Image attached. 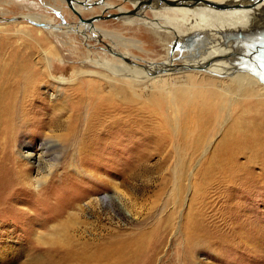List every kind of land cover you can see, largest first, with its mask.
Returning a JSON list of instances; mask_svg holds the SVG:
<instances>
[{
    "label": "rangeland",
    "instance_id": "374dc122",
    "mask_svg": "<svg viewBox=\"0 0 264 264\" xmlns=\"http://www.w3.org/2000/svg\"><path fill=\"white\" fill-rule=\"evenodd\" d=\"M47 2L56 8L47 9ZM122 3L125 10L133 8L131 3ZM93 7L82 10V16L118 12ZM56 11L71 26L79 23L62 0H0V19L10 20L0 22L3 78L23 84L32 81L29 89L33 91L28 93L25 110L35 119L17 134L14 129L4 132L0 125V264H264V187L231 194L237 203L233 211H241L245 222L253 225L254 231H246L251 237L248 240L246 234H237L239 228L229 220L233 213L223 206L222 192L235 184L223 182L214 189L219 179H211L209 174L211 154L219 147L225 128L241 112L236 109L224 128L203 146L211 148L202 149L185 177L179 165L193 157V148L180 137L164 138L161 118L166 113L173 118V112L164 108L156 92L168 85H182L191 93L190 86L199 82L206 85L204 78L214 80L228 99L233 94L240 105L248 107L244 120L260 113L264 121V98L259 100L264 95L263 87L254 81L245 83L243 89L252 85L255 92L251 99L236 93L241 78L219 81L191 72L138 81L113 74L87 59L92 50L96 59L110 58L114 65L119 63L97 48L103 47L102 42L88 40L89 49L84 37L68 31L48 32L18 17L35 16L47 25L61 26ZM158 16L154 12L131 21L107 18L94 25L107 33L101 36L104 42L139 60L159 61L166 50L156 39L167 29ZM12 17L18 20L12 21ZM15 59L18 73L8 75L9 64ZM96 86H104V92H92ZM138 98L155 104L146 106L154 116L144 118L145 105H139ZM108 99L120 108L134 109V119H145L148 126H131L135 131L120 146L104 143L88 147L83 139L104 141L114 130L105 126L109 119L102 124L100 117H92L96 101L105 108ZM193 135L187 132L188 141ZM235 135L242 138L255 134L242 126ZM208 136L198 135L200 139ZM43 142H58L60 147L42 155ZM29 151L35 159L26 157ZM243 156L238 162L248 169L247 157ZM262 168L257 165L254 170L259 175ZM201 229L205 234L211 232L212 237L203 235L206 243L198 248Z\"/></svg>",
    "mask_w": 264,
    "mask_h": 264
},
{
    "label": "bare ground",
    "instance_id": "6f19581e",
    "mask_svg": "<svg viewBox=\"0 0 264 264\" xmlns=\"http://www.w3.org/2000/svg\"><path fill=\"white\" fill-rule=\"evenodd\" d=\"M62 1L66 2L65 0H62ZM107 1L105 2V4L102 5V7L100 9H103V10L105 8L111 9L115 5V3H113L114 0H111L108 2ZM47 3H48V5L46 4V6L48 7L47 9L50 8V10H51V7L56 8L55 6H52L49 2H47ZM54 8H52V9H54ZM75 8L81 14H82V10L84 11V9H85V8H83L82 5H80L78 3H75ZM54 10H56V9H54ZM122 10H125V9H123V6H122ZM155 12L160 14V16H158V18H160L159 21L160 20L163 21V23H161V26H163V28L166 27V29L167 28H173L174 29L172 31L170 29H167L166 32H163L160 35V37H158V38L155 37V38H157L156 42L159 45L162 44L166 50L164 55H161L162 58L160 60L168 59V50H169L168 44L175 37L174 36L175 33H177L179 35H183V34L190 32L194 29H203L204 28L203 25H206V19L203 17L205 15L201 16L204 13L200 12L198 10L195 11V10H189V9H185V8H174V9L163 10L160 12H158V11H155ZM75 15L77 16V14H75ZM20 16L22 17L23 20H26L28 22H29V19H31L32 21L38 22V23L42 22L41 19H39L35 16H32L33 18H29L25 15H20ZM14 18H17V17H14ZM134 18H139V17H134ZM134 18H132V19H134ZM123 20L128 21V19H123ZM131 20H129V21H131ZM5 21H10V20H7L5 18L0 19V22L4 23ZM12 21H15V19H13ZM151 22H153V20ZM29 23H31V22H29ZM31 24H33V23H31ZM70 24L71 23H69L67 20V24H65V25L61 22V26L49 25L50 28H43V27H41V28L47 30L48 32L55 31L56 33L61 32V31L62 32L68 31L72 34H76V35H79L81 37H84L85 38L84 44L87 48L91 47L88 43H86L87 40L93 39L96 42H98V40L101 39V36L107 34V33L105 34V33L101 32V30H99L95 26H94V28L93 27L91 28V27H89L85 24H82L80 22L77 23L75 26H71ZM33 25H35V24H33ZM63 25H64V27H63ZM98 43H100V42H98ZM103 50L105 52H107L106 48H103ZM90 53L91 54L89 55V57L87 59L90 62H92V64H94L96 66L104 67V68L108 69L113 74L128 75L132 79L138 80V81H145V80H149V79H152V78H155L158 76H163V75H168V74L175 75V74H180V73H191L192 72V73H201L204 75H208L211 79H215V80L218 79L219 81L220 80H222V81L229 80L230 81V80H237V79L241 78L240 80H238V82L240 84L238 86L239 89L236 93L240 94L241 96L242 95H248L251 99H254L253 95L255 92H254L253 88L251 89L252 85L248 86L247 89H243V85L245 83H247L248 81H254L255 83L257 82L259 85H261L264 89V85L261 84L255 76H253L249 73H237L233 77L223 78V77L212 76V75L202 73V72L185 71V72H179V73H166V74L150 77L148 79H141L139 77L143 76V74H144L143 71L125 64L121 59H119L118 57H115L111 53L107 52L113 58L119 60L118 65H114L111 61L112 59L108 58L106 55L105 56L108 59L105 61V60H102L101 57H97L98 59H96V57H94L95 52H93L92 50ZM103 53L104 52L102 51V54ZM124 54L127 56H130L127 53H124ZM130 57H132V56H130ZM4 60H5L4 55L0 54V125L4 126V132H5V130H7V131L11 130L12 131L14 129V131L17 134L18 132L22 131L23 129H26L31 121L33 122L35 120L33 118L31 119L29 114L25 110V106L27 105L26 102H28L26 98H28V93H29L30 89L32 88L31 87L29 89V85H31L32 81H31V83H24L23 84L17 79L15 80V79L3 78L4 69L2 67V63ZM121 62H122V64H121ZM83 63L86 64L87 61L84 60ZM9 65L11 66V69L8 71V75L11 73L17 74L18 69H19V63L17 62V60L15 59V61H12V63H10ZM5 67H6V65H5ZM125 68L128 70L129 73L125 72L126 71ZM122 72H124V74ZM32 73L34 76L37 74V72H32ZM32 73H29L28 75H32ZM46 74H49L48 70H47ZM8 75L6 73L7 77H8ZM204 79L206 80L205 86H202L200 82L198 83V86H190L189 85L191 88V93H188L182 85H175L176 88L168 85L166 87H162V88L157 89L156 92H158L160 94L159 97L165 103L164 108L165 109L167 108L168 111L171 110L173 112V118L169 117L167 115V113H166V115L163 114V116L161 118L162 119V125H163L162 126V132L164 134V138L180 137V139L186 143L187 147L193 148L192 149L193 150L192 151L193 157H191L190 159H187L186 161L181 160L182 164L179 165L180 167H182L181 173L183 174V176L186 177L189 175V171L191 168L192 161L201 154L202 149L206 148V151H208L211 148V147H203V146H207L209 144L210 139L212 137H214L219 130L224 128V126L227 123V120L230 118V116H232L234 113H236L235 112L236 109L238 110V112L239 111L241 112L240 114H238L237 118L235 117V120H233V122L227 127V129L225 128L224 136L221 139V142L218 143L219 147H217L216 150L213 151V154H211V157H210L211 165L209 167V174H211V179H219L218 181L215 182L214 189L220 187L221 183H223V182H225L229 185L235 184V186H229L225 189V192H222V195L225 198V200L223 202V206H224L225 210H227L228 212L231 211V213H233V215L230 216L229 220L233 222L234 228H239L237 230V234H238V232H240V233L242 232L243 234L247 235V238L249 240V238H251V237L249 236V234L247 232H249L248 230L252 229L253 225L251 222L249 224H247L245 222V220H246L245 215L241 211H233L234 210L233 208H236L235 205L237 203H235L233 201V196L231 194L233 192L236 193L237 191H239V190L241 191L244 189H247V190H245L247 192H248V190H250V192H254L253 191L254 188L258 185H262V187H264V121L261 119L262 117H260V116H262V114H260V113H258L257 116L255 115L252 118H249L248 120H244L245 116H243V115L246 114V112L249 110L248 107H246L244 104L240 105V99L233 96V94H231L230 98L228 99L225 96V92L219 87V86H221L220 83H217L214 80H208L206 78H204ZM231 83H233L232 86H236V85H234L235 81H232ZM103 87L104 86H96L91 91L92 92H104ZM133 89L136 90L135 87H133ZM123 90H125V89H123ZM31 91H33V90L31 89ZM32 94H35V93L32 92ZM185 96H187V98H192V99L187 100V98ZM262 98H264L263 94H261V98L259 100H261ZM199 99H200L201 103L197 104V102H199ZM217 100L219 102H216ZM96 102L97 103L94 104V106H93L95 109V114H93L92 117L93 118L94 117H96V118L100 117L99 120L100 121L102 120V122H101L102 124L106 121V118L109 119L106 121L105 126L107 127L109 125V127L114 128V130L112 133L106 135L107 137L105 138L104 141H102V140L99 141L96 138L95 139L94 138L93 139L85 138V140L83 139L82 142L88 147L100 146L101 144H104V143H107L108 145H110V147L120 146L121 143L125 140V138L128 135H132V133L135 131V129L131 128V126L138 127L139 129L142 128V126H143V128L145 129V127L148 126L147 124H145L147 121V120L145 121L146 117L147 116H150V117L154 116L153 112L151 110H149L148 108H146V106L151 105L153 107V105H155V104L154 103H148L147 104V103H145V101L142 98H138L137 102L141 106L145 105L144 110H146V111L145 112L143 111V113L145 115V116L143 115L145 118V119L143 118L144 120L134 119L135 115H137L135 113L134 109L130 110V109L120 108L119 106L115 105L111 99H108V101H106V100L104 101L105 108L100 106L99 100ZM191 104H193V105L191 106ZM256 104L258 105V102ZM238 105H239V107H238ZM252 107H253V105H252ZM187 108H193L195 112L191 111V110H186ZM260 109H261V107H260ZM140 112H142V110ZM196 112H197V114H196ZM102 118H104V119H102ZM258 121H261V123L256 124ZM242 126H243V128H245L247 130V132H249V134L254 133L255 134L254 137H250L252 134L249 137L248 136H243L242 138L240 136L236 137L235 132L237 131V129L241 128ZM178 130H179V132L177 133ZM188 131H190V133L194 134L193 139L191 141H188V137H186ZM207 133L209 134V136L206 138L200 139L198 137V135H203V134H207ZM190 142H191V144H189ZM31 147L32 146H30L29 148H31ZM42 147H43L42 149L44 151L42 155H44L45 153H47L49 151H51V152L55 151V148L60 147V145L58 144V142H56V143L43 142ZM26 155H27L26 157H28L29 159H32L33 157L36 158V156L33 155V153L30 151L27 152ZM243 155H245L247 157L246 163H247V166L250 167L248 169H245L244 167H242L238 162L239 158ZM35 158H33V159H35ZM257 165L263 167L261 169V173L259 175L254 170ZM211 179L209 178V180H211ZM234 221H236L238 223V227L235 226ZM231 229H233V228H231ZM198 233L200 235L202 233V240L203 241L202 240L199 241L200 245L198 247V248H201L204 246V243H206L203 235H206L207 236L206 238L209 239L212 237V233L207 232V234H205L203 229H201L200 232H198ZM214 237H216V235ZM197 240H198V238H197Z\"/></svg>",
    "mask_w": 264,
    "mask_h": 264
},
{
    "label": "water",
    "instance_id": "95a60500",
    "mask_svg": "<svg viewBox=\"0 0 264 264\" xmlns=\"http://www.w3.org/2000/svg\"><path fill=\"white\" fill-rule=\"evenodd\" d=\"M77 14L79 22L94 28V22L119 18L131 20L143 18L147 13L174 8H185L203 12L206 19L203 29H194L183 35L175 33L169 42L168 59L160 61L137 59L125 55L110 43L102 42L106 51L121 59L125 64L144 72L141 79L166 73L196 71L216 77H233L237 73H249L264 85V0H121L131 3L133 8L122 10L123 3L111 9L118 12L95 14L84 18L75 8V3L85 9L102 6L107 0H65ZM107 12V8L102 10ZM65 25V16L56 11ZM21 17V16H19ZM18 20L11 18V20ZM29 22L43 28L45 23ZM205 24V23H204ZM56 28V27H55ZM166 29V28H164ZM171 31L173 28H167Z\"/></svg>",
    "mask_w": 264,
    "mask_h": 264
},
{
    "label": "flooded vegetation",
    "instance_id": "af4514ba",
    "mask_svg": "<svg viewBox=\"0 0 264 264\" xmlns=\"http://www.w3.org/2000/svg\"><path fill=\"white\" fill-rule=\"evenodd\" d=\"M145 18V17H144ZM135 19V18H134ZM133 20V19H132ZM106 34V33H105ZM88 41V40H87ZM85 42V41H84ZM103 47L102 48H100V47H97V48H99V50H101V51H103V52H105L104 50H103V48L105 47L104 45H102ZM92 48H95L94 46H92ZM89 49H91V47L89 48ZM118 49V48H117ZM119 50V49H118ZM121 51V50H120ZM123 52V51H122ZM106 54H108L107 52H105ZM118 65V64H117Z\"/></svg>",
    "mask_w": 264,
    "mask_h": 264
}]
</instances>
